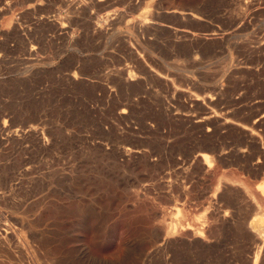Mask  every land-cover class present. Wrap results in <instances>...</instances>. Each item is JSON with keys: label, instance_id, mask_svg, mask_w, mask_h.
Here are the masks:
<instances>
[{"label": "rangeland", "instance_id": "374dc122", "mask_svg": "<svg viewBox=\"0 0 264 264\" xmlns=\"http://www.w3.org/2000/svg\"><path fill=\"white\" fill-rule=\"evenodd\" d=\"M262 121L264 0H0V264H264Z\"/></svg>", "mask_w": 264, "mask_h": 264}, {"label": "bare ground", "instance_id": "6f19581e", "mask_svg": "<svg viewBox=\"0 0 264 264\" xmlns=\"http://www.w3.org/2000/svg\"><path fill=\"white\" fill-rule=\"evenodd\" d=\"M79 6V5H78ZM77 6V7H78ZM76 7V6H75ZM81 7V6H80ZM108 15V14H107ZM111 17H112V15H110ZM110 17V18H111ZM139 19V18H138ZM140 19H141V17H140ZM139 19V21L137 22V25H136V27H137V30L138 29H142L143 30V28H145L146 27V22L143 20V18H142V20H140ZM97 21H99V20H97ZM96 23V22H95ZM134 24V23H133ZM98 28V27H97ZM102 28V27H101ZM190 34H191V32H190ZM189 35V34H188ZM194 35V34H193ZM225 35V34H224ZM203 37V36H202ZM202 39V38H201ZM260 117V116H259ZM261 119V118H260ZM259 120V119H258ZM200 121V120H199ZM230 121V120H229ZM225 122V121H224ZM263 122V121H262ZM226 123H228V122H226ZM232 123V122H231ZM264 123V122H263ZM229 124V123H228ZM227 125V124H226ZM236 125V124H235ZM238 125V124H237ZM239 125H241V124H239ZM200 126V125H199ZM218 126V125H217ZM233 127V126H232ZM218 128V127H217ZM221 128V127H220ZM200 129V128H199ZM216 129V128H215ZM235 129V128H234ZM239 129H240V127H239ZM245 129V128H244ZM250 129V128H249ZM229 130V129H228ZM233 130V129H232ZM241 130H242V127H241ZM240 130V131H241ZM246 130V129H245ZM30 131V130H29ZM25 133V132H24ZM238 133V132H237ZM252 134V133H251ZM257 134V133H256ZM255 140V139H254ZM198 142V141H197ZM256 146V145H255ZM261 147V146H260ZM125 149H126V147H125ZM128 150H130V148L128 149ZM127 150V151H128ZM137 150V149H136ZM139 150V149H138ZM121 151H123V149L121 150ZM134 151V150H133ZM126 155V154H125ZM201 156H205L206 157V154H200ZM225 155V154H224ZM201 156H199V157H201ZM202 157V158H203ZM204 157V158H205ZM242 157V156H241ZM240 158V157H239ZM235 159V158H234ZM206 162V161H205ZM209 162V161H208ZM256 163V162H255ZM207 164V163H206ZM205 165V164H204ZM258 165V164H257ZM255 168V167H254ZM5 180V179H4ZM3 182V181H2ZM229 188V187H228ZM226 192V191H225ZM220 196V195H219ZM225 197H226V195H224ZM252 208V207H251ZM222 209V208H221ZM222 211V210H221ZM224 212V211H223ZM219 213V212H218ZM225 214V213H224ZM172 215V214H171ZM220 215V214H219ZM236 215V214H235ZM172 216H174L175 217V215H172ZM167 217V216H166ZM178 217V216H177ZM223 217V216H222ZM168 218H170V217H168ZM167 218V219H168ZM179 218V217H178ZM180 219V218H179ZM221 220V219H220ZM220 220H219V222H220ZM167 222V221H166ZM179 222V221H178ZM225 223V222H224ZM245 223V222H244ZM182 224V223H181ZM165 225V224H164ZM167 225V224H166ZM198 226V225H197ZM232 226V225H231ZM249 226V225H248ZM2 227V226H1ZM5 227V226H4ZM164 227V226H163ZM239 227V226H238ZM241 227V226H240ZM251 227V226H250ZM9 228V227H8ZM166 228V227H165ZM167 228H168V226H167ZM198 229V228H197ZM170 230V229H169ZM184 230V229H183ZM182 230V231H183ZM194 230V229H193ZM256 230V229H255ZM167 232H168V230H166ZM258 231V230H257ZM257 231H254L255 232V238L256 239H260V235H259V233L257 232ZM179 232V231H178ZM178 232H176L177 234H179ZM194 232V231H193ZM182 233V232H181ZM191 233V232H190ZM197 233H199V232H194V234L196 235ZM10 234H12V233H10ZM241 234V233H240ZM249 234V233H248ZM254 234V233H253ZM174 235V234H173ZM199 235V234H198ZM205 235V234H204ZM238 235V234H237ZM246 235V234H245ZM252 235V234H251ZM8 236H9V234H8V231L6 230V228L5 229H3V228H0V240L2 241H0V243H5L7 240H8ZM14 236V235H13ZM175 236V235H174ZM177 236V235H176ZM192 236H193V233H192ZM201 236V235H200ZM247 236V235H246ZM247 238V237H246ZM205 240V239H204ZM197 241V240H196ZM241 241V240H240ZM250 241V240H249ZM18 243V242H17ZM197 243V242H196ZM243 243V242H242ZM262 243V242H261ZM165 245V244H164ZM257 245V244H256ZM174 246H176V245H174ZM262 246V245H261ZM33 247V246H32ZM182 247V246H181ZM260 248V247H259ZM185 249V248H184ZM192 249V248H191ZM202 249H203V247H202ZM248 249H250V248H248ZM9 250V249H8ZM7 250V251H8ZM174 250V249H173ZM83 252V251H82ZM85 252V251H84ZM14 253V252H13ZM86 254L87 253H85V256H86ZM257 254V253H256ZM178 255V254H177ZM253 255V254H252ZM88 256V255H87ZM90 257V256H89ZM86 259H87V257H86ZM261 259V258H260ZM91 260V259H90ZM249 260V259H248ZM255 260V259H254ZM102 263V262H101ZM114 263V262H113Z\"/></svg>", "mask_w": 264, "mask_h": 264}]
</instances>
